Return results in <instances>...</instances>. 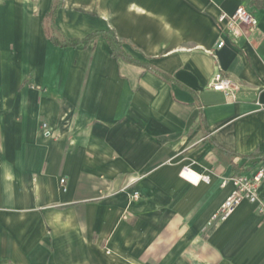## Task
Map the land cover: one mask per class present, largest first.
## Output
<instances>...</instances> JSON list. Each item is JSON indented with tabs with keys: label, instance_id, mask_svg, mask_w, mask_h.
Returning <instances> with one entry per match:
<instances>
[{
	"label": "crops",
	"instance_id": "obj_1",
	"mask_svg": "<svg viewBox=\"0 0 264 264\" xmlns=\"http://www.w3.org/2000/svg\"><path fill=\"white\" fill-rule=\"evenodd\" d=\"M54 2L0 0V264H264L258 204L209 225L263 161L264 8L63 0L58 36L113 30L129 61L103 36L55 45ZM240 5L258 24L236 41L217 17ZM217 64L235 98L210 87Z\"/></svg>",
	"mask_w": 264,
	"mask_h": 264
},
{
	"label": "built area",
	"instance_id": "obj_2",
	"mask_svg": "<svg viewBox=\"0 0 264 264\" xmlns=\"http://www.w3.org/2000/svg\"><path fill=\"white\" fill-rule=\"evenodd\" d=\"M217 22L228 35L239 41L248 32L254 30L258 24V18L246 6L240 5L232 13L222 12L219 14ZM222 46V42L217 44L218 48ZM212 53L217 58L216 53L214 51ZM210 87L223 91L230 98H235V90L238 84L229 75L225 74L220 64H217V70L210 82ZM42 128L46 134H51L46 122L42 124ZM183 172L189 174L193 171L185 168ZM203 179L209 181L210 178L207 175ZM230 180L233 183V190L213 213L209 225H215L225 220L243 201L258 204L259 212L264 214V201L260 197V188L264 184V161H261L250 175L246 173L235 174L230 177ZM65 181V178L60 180L63 191L67 190ZM131 196L137 199L140 194L136 191Z\"/></svg>",
	"mask_w": 264,
	"mask_h": 264
},
{
	"label": "trees",
	"instance_id": "obj_3",
	"mask_svg": "<svg viewBox=\"0 0 264 264\" xmlns=\"http://www.w3.org/2000/svg\"><path fill=\"white\" fill-rule=\"evenodd\" d=\"M62 3H63V0H55L51 8L46 13L45 20H44L46 33L48 37L50 38V40L55 45L60 46V47L77 46L79 44L88 45L93 38L98 37V36H103L104 38H106L111 48V53L114 57H117V58L123 57L129 61H133L130 58V56L125 52L122 42L118 39L116 33L113 30H97V31L89 33L87 36H85L82 39L58 36L60 29L57 26L55 20H56L57 11L61 7ZM255 3L259 7L264 8V0H255ZM136 63L141 64L140 62H137V61ZM147 67L155 71L156 73H158L163 78L169 81L171 80L170 76H168L164 72L157 70L150 65H148ZM250 157L251 158L257 157L264 161V153L262 152H255Z\"/></svg>",
	"mask_w": 264,
	"mask_h": 264
}]
</instances>
